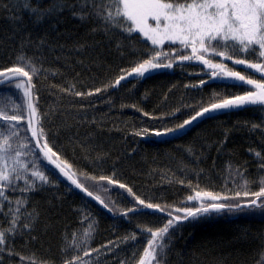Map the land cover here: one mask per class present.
<instances>
[{"label":"trees","instance_id":"16d2710c","mask_svg":"<svg viewBox=\"0 0 264 264\" xmlns=\"http://www.w3.org/2000/svg\"><path fill=\"white\" fill-rule=\"evenodd\" d=\"M50 2L34 0L45 7ZM67 2L76 4L77 0ZM76 10H80L79 6ZM14 14L23 16L36 43L20 48L21 34L15 31L19 25L9 18ZM142 39L139 33L129 38L119 28L105 30L98 22L77 19L69 11L50 23L33 27L18 0H0V68L13 66L24 55L42 69L33 79V98L38 100V114L49 133L47 139L61 159L72 165L75 178L110 209L105 211L75 191L43 162L40 170L48 176V183L36 191H23L27 187L24 177L30 180L34 170L29 169L14 179V189H3L8 199L0 197V231L9 227L11 215H5L9 208L13 212L19 209L20 220L8 247L0 251V264H64L74 255L83 257L85 251L100 249L84 257L90 262L109 242L112 249L125 242L126 237L139 235L138 227H163L169 217L150 211L121 218L135 205L128 188L146 203L173 207H199V200L186 199L196 191L234 196L236 191L245 190V180L255 181L249 185L250 191L259 190L264 178L260 167L264 158V108L228 111L185 127L170 139L135 134L181 124L201 107L216 102L209 101L213 93L230 97L254 90L252 86L234 87L232 80H208L212 69L201 62L176 60L177 48L183 55H192L191 48L184 50L178 43L168 41L157 46V50L172 55L157 62L166 64L171 60L172 68L130 77L113 87L125 71L148 58L146 49L151 42H139ZM205 58L224 63L248 78H260L244 65H233L234 60L242 58L256 62L254 56L237 54L228 60L209 53ZM201 80L208 83L201 87ZM70 86H74L71 92ZM96 88L104 90L95 93ZM76 91L93 95L77 97ZM14 103L9 101V108ZM2 140L0 137V143ZM31 161L29 157L28 163ZM237 171L242 175H237ZM101 175L116 183L98 182ZM88 177H96L97 181ZM120 184L126 187L120 188ZM84 216L89 219L82 222ZM91 222L94 239L89 240V247L62 251L72 242L74 232L82 239ZM23 223H30L31 227L25 229ZM148 239L150 235L134 246L129 240L127 247L114 254H102L103 260L106 264L125 260L137 264ZM167 244L166 264H264V213L245 209L205 214L177 226ZM9 248L15 255H9ZM137 249L136 258L131 259Z\"/></svg>","mask_w":264,"mask_h":264},{"label":"snow or ice","instance_id":"6c2138e0","mask_svg":"<svg viewBox=\"0 0 264 264\" xmlns=\"http://www.w3.org/2000/svg\"><path fill=\"white\" fill-rule=\"evenodd\" d=\"M21 11L27 12L33 27L45 22H52L64 11H69L80 20H93L101 24L105 30L119 28L129 38L135 33L142 36L143 43L151 42V47L146 49L148 58L125 71L119 76L113 87L118 86L121 81L130 77H144L148 72L161 68H172L173 61L166 64L159 63L161 58H167L172 53H166L157 46L166 41L173 44L178 43L184 50L191 48L192 55H183L179 48L175 50V58L180 62L196 60L207 68L212 69L210 80H232L234 87L252 86L254 90L246 91L243 95L221 97L219 93H213L209 97L210 102L206 107H201L194 115L185 119L175 127L165 128L163 131L149 133L147 129L137 132L136 135H155L161 137L172 135L183 131L211 113L221 111H237L247 107L264 108V0H77L76 4L68 3L67 0H51L47 7L43 3L35 4L34 0H18ZM79 6V11L76 10ZM88 8L91 10L89 11ZM15 11V10H13ZM19 27L15 30L20 35V48L36 43L31 39V31L27 28L23 16L14 14L9 17ZM155 22V25L149 23ZM54 27V24L52 25ZM42 42V41H41ZM219 48L230 49V51H217ZM154 53V54H151ZM214 53L217 56L232 60L233 55L244 57L254 56L256 62L247 58L236 59L233 65H244L245 69L253 70V75L259 74V79L248 78L239 71L228 69L224 63H213L206 59L205 54ZM27 69V70H26ZM42 69L34 66L31 59L21 55L11 67L0 68V197L7 200L3 189L11 186L15 188L14 179H19L23 172L31 171V179L24 177L27 187L23 191H36L39 186L49 182L48 176L40 170L46 160L55 165L59 172L67 178L77 189L92 197L93 193L84 184L78 182L76 173L71 171L72 165L61 159L50 145L45 131L41 114H38V100L34 101L33 85L34 76ZM208 81L201 80L200 86ZM11 89V91H8ZM70 86L68 91H73ZM22 90V96H21ZM104 89L96 88L95 93ZM77 97L93 95L92 92H74ZM9 101H15L14 106L9 108ZM45 117L47 114H43ZM148 115V113H144ZM42 154V155H41ZM257 157L261 153L256 152ZM32 157L31 163L28 158ZM261 169H264V158H261ZM59 161V163L57 162ZM11 162V163H10ZM237 175H242L237 171ZM97 181L96 177H88ZM107 181L115 184V179L108 176H99L98 182ZM255 181L245 180L242 187L244 191H236L234 196H221L209 191H196L194 195L187 196V201H200L199 207H173L169 205L146 203L144 199L136 196L131 188L127 191L134 196L135 205L121 214V218L132 214L152 213L166 214L169 219L163 227L153 230L151 227H138L139 235L126 237L125 243L132 241L133 246L140 240L151 236L147 240V246L143 248L137 264H166V253L168 251L167 240L175 228L181 223L196 220L205 214H216L224 212H241L247 209L249 212L260 211L264 213V178H261L258 191H250L249 185ZM120 188L126 185L120 184ZM247 199H241V198ZM99 200V197H95ZM17 203H23L18 201ZM103 203V201H101ZM105 208L108 205H104ZM9 208L11 220L6 230L0 231V251L8 247V240L12 239L17 232L20 216ZM88 216L82 218L87 221ZM2 227V225H0ZM22 227H31L30 223H23ZM94 222L89 223L88 229L84 231L81 239L76 232L72 234V242L67 244L66 249L89 247V240L94 239ZM67 241V235H65ZM111 242L103 247L111 250ZM100 249L85 251L83 257L74 255L66 259L64 264H89L84 257H90ZM9 255H15L9 248ZM138 249L132 253L131 259H135ZM23 261L24 257L20 258ZM121 264H130V260L121 261Z\"/></svg>","mask_w":264,"mask_h":264},{"label":"water","instance_id":"95a60500","mask_svg":"<svg viewBox=\"0 0 264 264\" xmlns=\"http://www.w3.org/2000/svg\"><path fill=\"white\" fill-rule=\"evenodd\" d=\"M226 112H228V111H221V112H214V113H211V114H209V115H207V116H205V117H203V118H201V119H198L197 121H195V123H193L192 125H190V126H193V125H195L196 123H198V122H200V121H202V120H205V119H208V118H211V117H213V116H216V115H220V114H223V113H226ZM174 135L175 134H172V135H165V136H161V137H156L158 140H165V139H170V138H173L174 137ZM42 155V154H41ZM45 162V164L48 166V167H50L51 169H53L56 173H57V175L60 177V179H62V180H64V181H66L75 191H77V192H79L80 194H82L85 198H87V199H89V200H91L92 202H94L95 204H97L99 207H101L102 209H104L105 211H110V209L107 207V208H105L104 207V202L103 203H101V199L99 198V200H97V199H95V197H97L96 195H94L93 194V196L92 197H88L87 195H86V193H84V192H82L80 189H77L74 185H72L71 184V182L70 181H68L67 180V178L66 177H64L60 172H59V169H57L56 167H55V165H53V164H51L50 162H47L46 160L44 161ZM58 162V161H57ZM59 163V162H58ZM79 182V181H78ZM148 211H150L151 212V210H148ZM157 213H159V212H157ZM159 214H161V213H159ZM163 215H166V214H163Z\"/></svg>","mask_w":264,"mask_h":264},{"label":"rangeland","instance_id":"374dc122","mask_svg":"<svg viewBox=\"0 0 264 264\" xmlns=\"http://www.w3.org/2000/svg\"><path fill=\"white\" fill-rule=\"evenodd\" d=\"M149 23L153 24V26L155 25V22L152 21V20H149ZM150 72H151V71H150ZM148 73H149V72H148ZM208 80H210V79H208ZM197 207H198V206H197ZM142 240H143V239H142ZM142 240H141V241H142ZM126 244L128 245V244H129V241H128L127 243L122 242V243H118V244L114 245V246L112 247L111 251H109V249H105L103 252H101V254H97V255H95L94 257H92L91 260H90V262H89V264H106V261L103 260V256H102V254H103V255H106V254L109 255L110 253H111V254H114V253L117 252L119 249L127 247ZM112 256H113V255H112ZM98 259H101L102 261L97 262Z\"/></svg>","mask_w":264,"mask_h":264}]
</instances>
